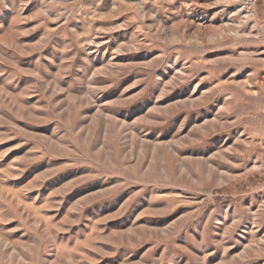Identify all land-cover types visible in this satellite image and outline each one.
Wrapping results in <instances>:
<instances>
[{
	"label": "rangeland",
	"instance_id": "rangeland-1",
	"mask_svg": "<svg viewBox=\"0 0 264 264\" xmlns=\"http://www.w3.org/2000/svg\"><path fill=\"white\" fill-rule=\"evenodd\" d=\"M0 0V264H264V0Z\"/></svg>",
	"mask_w": 264,
	"mask_h": 264
},
{
	"label": "built area",
	"instance_id": "built-area-1",
	"mask_svg": "<svg viewBox=\"0 0 264 264\" xmlns=\"http://www.w3.org/2000/svg\"><path fill=\"white\" fill-rule=\"evenodd\" d=\"M259 0H242L244 14L252 16L257 12Z\"/></svg>",
	"mask_w": 264,
	"mask_h": 264
},
{
	"label": "bare ground",
	"instance_id": "bare-ground-1",
	"mask_svg": "<svg viewBox=\"0 0 264 264\" xmlns=\"http://www.w3.org/2000/svg\"><path fill=\"white\" fill-rule=\"evenodd\" d=\"M241 12L243 13V15L244 16H246V17H248L249 15H246V14H244V12H243V9L241 8Z\"/></svg>",
	"mask_w": 264,
	"mask_h": 264
}]
</instances>
